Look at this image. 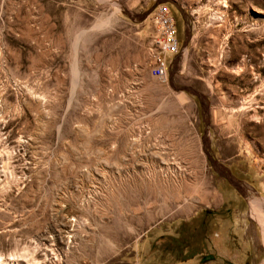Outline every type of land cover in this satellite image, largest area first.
<instances>
[{
    "label": "rangeland",
    "instance_id": "374dc122",
    "mask_svg": "<svg viewBox=\"0 0 264 264\" xmlns=\"http://www.w3.org/2000/svg\"><path fill=\"white\" fill-rule=\"evenodd\" d=\"M257 211L264 0H0L1 262L258 264Z\"/></svg>",
    "mask_w": 264,
    "mask_h": 264
},
{
    "label": "built area",
    "instance_id": "2783aa9c",
    "mask_svg": "<svg viewBox=\"0 0 264 264\" xmlns=\"http://www.w3.org/2000/svg\"><path fill=\"white\" fill-rule=\"evenodd\" d=\"M154 18L159 38L157 41L158 49L153 53L154 56H157L160 51L169 54L177 53L180 48V43L176 36V21L172 12L166 5H159L154 13ZM159 56L156 57L158 63L151 70L156 77L166 81L168 79L167 64L165 59Z\"/></svg>",
    "mask_w": 264,
    "mask_h": 264
},
{
    "label": "flooded vegetation",
    "instance_id": "af4514ba",
    "mask_svg": "<svg viewBox=\"0 0 264 264\" xmlns=\"http://www.w3.org/2000/svg\"><path fill=\"white\" fill-rule=\"evenodd\" d=\"M243 196L247 198L246 193H244V191L242 190ZM201 219H199V222L194 226V228L191 231H195L197 230V232L201 231L202 228H204L206 226V214H200ZM183 221H187L185 219H183ZM179 227H182L180 229V233L178 236H168L169 242H165V246L167 248H170L171 252H174L175 255L177 256V258H179V260L185 261V260H189L191 258H193L197 252H195V248L196 246L193 247V249H191V246L189 245L190 242V238L188 236H186L185 232L187 231L186 229L184 230L185 227H190L188 224H184L183 222L180 224ZM161 237L165 238L166 236H164V234L161 235ZM182 246V247H181ZM184 246V247H183ZM214 258L213 255L211 254H204V256H202V261L206 262V260L210 261ZM257 264V261H256Z\"/></svg>",
    "mask_w": 264,
    "mask_h": 264
},
{
    "label": "crops",
    "instance_id": "0c3cea01",
    "mask_svg": "<svg viewBox=\"0 0 264 264\" xmlns=\"http://www.w3.org/2000/svg\"><path fill=\"white\" fill-rule=\"evenodd\" d=\"M192 41H193V37L191 39V44H192ZM262 217H264L263 215L259 216V217H255L263 226V231H264V223L262 222ZM263 250V243H262V240H261V259H260V263L258 264H264V253L262 252Z\"/></svg>",
    "mask_w": 264,
    "mask_h": 264
},
{
    "label": "bare ground",
    "instance_id": "6f19581e",
    "mask_svg": "<svg viewBox=\"0 0 264 264\" xmlns=\"http://www.w3.org/2000/svg\"><path fill=\"white\" fill-rule=\"evenodd\" d=\"M161 44H162V43H161ZM244 104H246V103H244ZM242 105H243V104H242ZM242 107H243V106H242ZM242 107H241V108H242ZM232 179H233V178H232ZM233 181H234V179H233ZM235 181H236V180H235ZM239 182H240V181H239ZM237 183H238V182H237ZM240 183L242 184V182H240ZM243 185H245V187H243V188H246V187H247L246 189H248L249 186H247V184H244V183H243ZM249 190H250V188H249ZM204 196H205V195H204ZM248 198H250V199H249L250 202H252L251 200H253V203H255L254 198H252V197H248ZM189 199H190V198H189ZM174 203H175V202H174ZM260 203H261V202H260ZM191 204H192V201H191ZM256 214H257V215H264V213H263L262 211H257ZM262 222L264 223V217H262ZM112 233H113V232H112ZM3 262H4V261H3ZM3 262L0 261V264H7L6 262H5V263H3Z\"/></svg>",
    "mask_w": 264,
    "mask_h": 264
}]
</instances>
